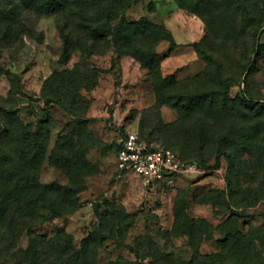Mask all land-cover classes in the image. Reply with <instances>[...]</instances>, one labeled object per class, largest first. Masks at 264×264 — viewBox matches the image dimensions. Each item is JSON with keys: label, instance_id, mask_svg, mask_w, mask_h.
Here are the masks:
<instances>
[{"label": "rangeland", "instance_id": "obj_1", "mask_svg": "<svg viewBox=\"0 0 264 264\" xmlns=\"http://www.w3.org/2000/svg\"><path fill=\"white\" fill-rule=\"evenodd\" d=\"M32 17L0 47V264H264V0H133L129 49L122 26L109 48L90 34L68 49L62 17ZM159 85L244 131L199 146L191 117L177 131L176 110L154 109ZM128 130L204 168L120 176Z\"/></svg>", "mask_w": 264, "mask_h": 264}, {"label": "trees", "instance_id": "obj_2", "mask_svg": "<svg viewBox=\"0 0 264 264\" xmlns=\"http://www.w3.org/2000/svg\"><path fill=\"white\" fill-rule=\"evenodd\" d=\"M132 2L133 0H0V47L8 48L10 46H14L19 41H21L23 36H30L35 33L36 18L32 17V13L35 12L37 14L51 13L57 15V17L60 19L62 17V21H64L65 24H61L62 26L60 25V29L64 31V34H66V47L68 49L72 44L75 43H78V45L81 46V43L84 42L83 40L85 37H88L87 35L90 34H92L93 37V47H103L99 46V42L102 41L105 47L107 46L109 48L110 41L108 40V36H115L118 34L116 26H122L125 29V36L122 40L123 47L126 49L136 48V45L131 44L136 35L134 32L129 30L132 28V25L128 24L123 19L119 20V18L123 16L126 9L131 6ZM73 17H77V19L80 21L79 29L83 35V38H79L77 40L71 36L70 27L71 25L73 26L71 21V18ZM119 42L120 41L118 40V43ZM2 69L3 68L0 63V70ZM248 69L249 71L246 75L247 78L251 74L252 70L249 67H246V70ZM5 72L9 71L6 70ZM198 78L199 77L195 78L194 80ZM167 79L168 78H165L164 80ZM245 83L248 85V79H246ZM164 87V85L155 86L157 99L153 105L154 109L162 110L164 106H168L176 110V119L170 123L165 122V124L176 129L177 131H180L186 120L191 117L194 123L192 133L194 134L196 141H198L197 144L199 146H203V140L207 144V141L210 138V133L215 132L217 135L220 134V130L217 132L215 130L217 126H221L222 130H225L224 128L227 126L231 127V129L234 130V135H236L237 132L244 131V119L238 120V123L233 125L231 123L230 117H225V113L223 112L224 110H222L224 108L223 105H220L221 109L219 110L221 113V119L219 122H216L213 116L205 114L204 117H206L203 118L201 113L197 112L198 110H192L189 106L187 107L185 105L186 98L189 96V94L175 95ZM210 99L212 102L214 97L211 96ZM249 100L252 101V99ZM209 120H211L213 123H209ZM182 135L183 134L180 132L179 136ZM236 138H234L233 144L237 141ZM148 143L153 145L152 142ZM175 151L178 152L177 150ZM178 154L183 161L197 162L202 169L204 168V163L199 161H186L179 152ZM223 155L229 160V167H232V155L227 153H223Z\"/></svg>", "mask_w": 264, "mask_h": 264}, {"label": "built area", "instance_id": "obj_3", "mask_svg": "<svg viewBox=\"0 0 264 264\" xmlns=\"http://www.w3.org/2000/svg\"><path fill=\"white\" fill-rule=\"evenodd\" d=\"M119 145L117 170L120 176L133 171L147 183H162L165 179L202 171L197 162L183 161L175 150L156 148L142 140L136 130H128Z\"/></svg>", "mask_w": 264, "mask_h": 264}, {"label": "crops", "instance_id": "obj_4", "mask_svg": "<svg viewBox=\"0 0 264 264\" xmlns=\"http://www.w3.org/2000/svg\"><path fill=\"white\" fill-rule=\"evenodd\" d=\"M163 108L166 110V112H168V114H171V111L173 112V110H171V108L168 106H164ZM176 116H177V114L175 112H173V116H172L173 118H170L169 120H167V121L165 120V121L167 123H170L176 119Z\"/></svg>", "mask_w": 264, "mask_h": 264}]
</instances>
